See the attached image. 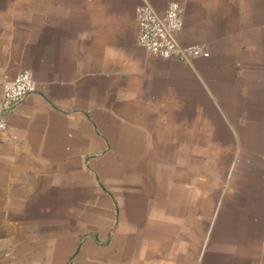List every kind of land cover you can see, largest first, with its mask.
<instances>
[{
  "label": "crops",
  "instance_id": "1",
  "mask_svg": "<svg viewBox=\"0 0 264 264\" xmlns=\"http://www.w3.org/2000/svg\"><path fill=\"white\" fill-rule=\"evenodd\" d=\"M171 2L208 57L139 46ZM4 114L0 264H264V0H0Z\"/></svg>",
  "mask_w": 264,
  "mask_h": 264
},
{
  "label": "built area",
  "instance_id": "2",
  "mask_svg": "<svg viewBox=\"0 0 264 264\" xmlns=\"http://www.w3.org/2000/svg\"><path fill=\"white\" fill-rule=\"evenodd\" d=\"M137 42L150 56L161 60L179 59L187 64L194 57H208V52L200 46L185 47L177 35L184 28V8L177 2L169 3L163 13L148 4L141 5L136 12ZM37 90V82L30 71L19 74L13 81L3 86L2 107L9 109ZM7 124L0 119V131Z\"/></svg>",
  "mask_w": 264,
  "mask_h": 264
},
{
  "label": "water",
  "instance_id": "3",
  "mask_svg": "<svg viewBox=\"0 0 264 264\" xmlns=\"http://www.w3.org/2000/svg\"><path fill=\"white\" fill-rule=\"evenodd\" d=\"M16 106V105H15ZM15 106H13L9 111L13 110L15 108ZM7 114H4L3 116H0V119L4 118Z\"/></svg>",
  "mask_w": 264,
  "mask_h": 264
}]
</instances>
